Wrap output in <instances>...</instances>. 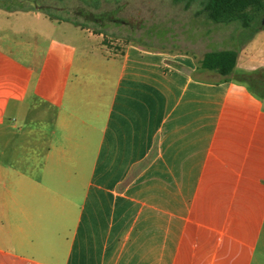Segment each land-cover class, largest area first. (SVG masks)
I'll return each mask as SVG.
<instances>
[{
  "label": "crops",
  "instance_id": "0c3cea01",
  "mask_svg": "<svg viewBox=\"0 0 264 264\" xmlns=\"http://www.w3.org/2000/svg\"><path fill=\"white\" fill-rule=\"evenodd\" d=\"M101 41L0 6V264H264V29L226 77Z\"/></svg>",
  "mask_w": 264,
  "mask_h": 264
},
{
  "label": "rangeland",
  "instance_id": "374dc122",
  "mask_svg": "<svg viewBox=\"0 0 264 264\" xmlns=\"http://www.w3.org/2000/svg\"><path fill=\"white\" fill-rule=\"evenodd\" d=\"M0 6L38 8L77 24L93 35H101V44L111 53L135 43L168 54L188 52L201 58L208 51L241 45L261 27L258 19L249 30L238 21L215 24L203 13L201 0H0ZM98 16L117 20L103 19L98 25L93 20ZM63 27L69 32L76 30L68 24ZM237 78L264 96L262 78L243 74Z\"/></svg>",
  "mask_w": 264,
  "mask_h": 264
},
{
  "label": "trees",
  "instance_id": "16d2710c",
  "mask_svg": "<svg viewBox=\"0 0 264 264\" xmlns=\"http://www.w3.org/2000/svg\"><path fill=\"white\" fill-rule=\"evenodd\" d=\"M179 1V0H176ZM203 13L215 24L240 22L245 30L252 28V23L264 16V0H201ZM60 21V20H58ZM76 26H79L75 24ZM258 28L254 30L257 31ZM264 29V27L262 28ZM238 52L235 49L209 51L203 55L200 68L214 71L221 77L230 75L235 68ZM247 75V74H243Z\"/></svg>",
  "mask_w": 264,
  "mask_h": 264
},
{
  "label": "flooded vegetation",
  "instance_id": "af4514ba",
  "mask_svg": "<svg viewBox=\"0 0 264 264\" xmlns=\"http://www.w3.org/2000/svg\"><path fill=\"white\" fill-rule=\"evenodd\" d=\"M103 19H110V20H117V19H115V18H109V17H103V16H98V17H94V22L95 23H98V25H100V22H101V20H103Z\"/></svg>",
  "mask_w": 264,
  "mask_h": 264
},
{
  "label": "water",
  "instance_id": "95a60500",
  "mask_svg": "<svg viewBox=\"0 0 264 264\" xmlns=\"http://www.w3.org/2000/svg\"><path fill=\"white\" fill-rule=\"evenodd\" d=\"M263 27H264V16H263V18L261 20V27L259 28V30H261Z\"/></svg>",
  "mask_w": 264,
  "mask_h": 264
}]
</instances>
